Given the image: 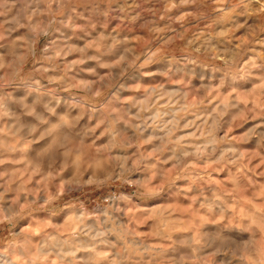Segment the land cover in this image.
<instances>
[{
	"label": "clouds",
	"instance_id": "clouds-1",
	"mask_svg": "<svg viewBox=\"0 0 264 264\" xmlns=\"http://www.w3.org/2000/svg\"><path fill=\"white\" fill-rule=\"evenodd\" d=\"M0 264H264V0H0Z\"/></svg>",
	"mask_w": 264,
	"mask_h": 264
}]
</instances>
